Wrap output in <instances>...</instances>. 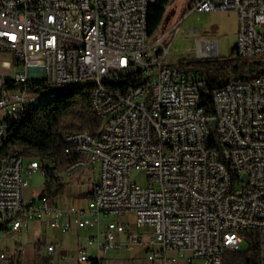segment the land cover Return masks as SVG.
Segmentation results:
<instances>
[{
  "label": "built area",
  "instance_id": "obj_1",
  "mask_svg": "<svg viewBox=\"0 0 264 264\" xmlns=\"http://www.w3.org/2000/svg\"><path fill=\"white\" fill-rule=\"evenodd\" d=\"M151 3L0 0V52L9 55L0 57V140L28 103L62 82L96 79L93 104L104 108L107 122L104 137H66L74 138V148L65 153L95 154V161L65 175L99 165L98 181L80 201L42 192L25 200L29 177L51 179L46 168L17 149L0 156V233L45 219L62 233L73 226L96 230L61 263L104 264L123 248L141 250L148 262L177 254L187 264H226L228 254L242 252L240 233L248 230L259 232L264 255V76L213 91L208 117L205 80L167 62L172 41L163 44L166 34L150 42ZM225 11L239 15V56L264 59V0L191 1L190 13ZM198 50L218 56L212 41L198 42ZM89 143H97V151H89ZM133 171L145 174L144 187L132 181ZM109 217L114 220H104ZM57 249L46 247L45 264L53 263ZM19 262L0 252V264Z\"/></svg>",
  "mask_w": 264,
  "mask_h": 264
},
{
  "label": "trees",
  "instance_id": "obj_2",
  "mask_svg": "<svg viewBox=\"0 0 264 264\" xmlns=\"http://www.w3.org/2000/svg\"><path fill=\"white\" fill-rule=\"evenodd\" d=\"M168 0H156L149 6L148 28L150 34L158 29L166 14ZM188 76H196L207 83L203 93V108L208 117H213L212 93L232 80H255L264 76V59L247 60L239 56L237 49L230 58L201 59L177 65ZM12 133L2 150L6 153L17 149L25 158L36 159L46 168L50 180L45 181L42 196L58 197L65 194L66 184L61 177H53L70 164L82 158L78 153H65L70 148L65 138L86 132L98 137L103 121L95 110L89 85L62 87L52 99H44L39 105L13 122ZM216 145V133H212ZM55 163V166L53 164ZM240 235L246 240L248 249L228 254L226 264H260L264 262L261 251V236L257 231H244ZM43 243L35 250L42 253Z\"/></svg>",
  "mask_w": 264,
  "mask_h": 264
},
{
  "label": "rangeland",
  "instance_id": "obj_3",
  "mask_svg": "<svg viewBox=\"0 0 264 264\" xmlns=\"http://www.w3.org/2000/svg\"><path fill=\"white\" fill-rule=\"evenodd\" d=\"M156 0H151L155 2ZM192 0H168L166 14L158 29L151 35L150 42L155 43L164 34L166 38L163 44L166 47L171 43V56L167 62L177 64L191 62L201 59L230 58L237 49L239 32V15L236 12H213V13H190ZM177 31L176 36H174ZM264 32V29L262 30ZM212 41L217 45L218 56L202 55L198 50V42ZM0 57L9 58L5 52H0ZM64 171H57L58 175L66 184L64 198L73 201H80L87 198L88 194L99 178V165L95 164L81 171L74 173L71 177L64 174ZM131 179L138 186L146 185V176L141 171H133ZM29 188L24 191L25 200L37 198L44 190L45 179L42 174L37 173L29 177ZM104 220H114L109 217ZM45 225V227H44ZM96 233L95 229L77 230L75 226L68 233H62L52 229L48 220H33L27 229L21 232L0 233V252H3L8 260L20 261L21 264H32L38 260L45 264V249L50 244H56L58 249L54 255L52 264H77L76 261L61 263L63 256H73L77 253V246H87V239ZM43 243L45 249L42 253L35 250L37 244ZM242 252L248 249L246 242L241 245ZM188 256L187 253L185 254ZM104 264H187L185 256L169 254L168 260H155L148 262L144 253L137 249L129 252L123 248L119 252H111L105 257ZM173 259L174 262H173ZM7 264V263H1Z\"/></svg>",
  "mask_w": 264,
  "mask_h": 264
},
{
  "label": "bare ground",
  "instance_id": "obj_4",
  "mask_svg": "<svg viewBox=\"0 0 264 264\" xmlns=\"http://www.w3.org/2000/svg\"><path fill=\"white\" fill-rule=\"evenodd\" d=\"M80 85H89L91 87V89L97 88V80L96 79H83V80H75L73 82L59 83L58 85H55V88L49 89L48 96L41 97L38 100H35L31 103H28V107L26 109H24V113L32 110L34 107L39 105L41 103V101H43L44 99L54 98L58 92V89H60L62 87H71V86H80ZM93 105H94V110H95L97 116L100 119H102V121H103L102 131L98 137H104L105 131H107V122H105L104 108L101 107L100 105H96V104H93ZM13 125L14 124L11 123L10 131L7 132V136L4 137L3 140H0V156H5V154H6L4 151L1 152V150H2L5 142L9 139V135L12 133L11 129H12ZM65 140H66L67 144L70 146V148H74V138H66ZM89 151H97V143H89ZM78 154L82 155V158L79 159L78 161L70 164L66 168V170L73 168V166L78 165V163H89V162L95 161V154H81V153H78Z\"/></svg>",
  "mask_w": 264,
  "mask_h": 264
},
{
  "label": "water",
  "instance_id": "obj_5",
  "mask_svg": "<svg viewBox=\"0 0 264 264\" xmlns=\"http://www.w3.org/2000/svg\"><path fill=\"white\" fill-rule=\"evenodd\" d=\"M211 126H212L213 131H215V130H216V122L213 121V122L211 123ZM244 178H245V177H244Z\"/></svg>",
  "mask_w": 264,
  "mask_h": 264
},
{
  "label": "crops",
  "instance_id": "obj_6",
  "mask_svg": "<svg viewBox=\"0 0 264 264\" xmlns=\"http://www.w3.org/2000/svg\"><path fill=\"white\" fill-rule=\"evenodd\" d=\"M89 195V194H88ZM88 197V196H87Z\"/></svg>",
  "mask_w": 264,
  "mask_h": 264
}]
</instances>
